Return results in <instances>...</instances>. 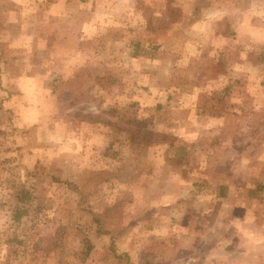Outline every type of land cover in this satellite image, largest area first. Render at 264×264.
Listing matches in <instances>:
<instances>
[{
    "label": "rangeland",
    "instance_id": "rangeland-1",
    "mask_svg": "<svg viewBox=\"0 0 264 264\" xmlns=\"http://www.w3.org/2000/svg\"><path fill=\"white\" fill-rule=\"evenodd\" d=\"M0 264H264V0H0Z\"/></svg>",
    "mask_w": 264,
    "mask_h": 264
}]
</instances>
